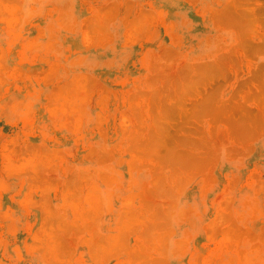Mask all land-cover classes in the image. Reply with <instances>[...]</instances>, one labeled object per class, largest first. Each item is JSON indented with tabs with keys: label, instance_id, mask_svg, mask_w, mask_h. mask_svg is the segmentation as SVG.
<instances>
[{
	"label": "rangeland",
	"instance_id": "1",
	"mask_svg": "<svg viewBox=\"0 0 264 264\" xmlns=\"http://www.w3.org/2000/svg\"><path fill=\"white\" fill-rule=\"evenodd\" d=\"M0 264H264V0H0Z\"/></svg>",
	"mask_w": 264,
	"mask_h": 264
},
{
	"label": "bare ground",
	"instance_id": "2",
	"mask_svg": "<svg viewBox=\"0 0 264 264\" xmlns=\"http://www.w3.org/2000/svg\"><path fill=\"white\" fill-rule=\"evenodd\" d=\"M48 221V220H47ZM48 241H50L49 239H48ZM52 241V240H51ZM53 242H54V238H53ZM57 243V242H56ZM48 244V243H47ZM60 244V243H59ZM46 245V244H45ZM48 246V245H47ZM53 247H55V245L53 246ZM58 247H61V246H58ZM48 248V247H47ZM46 248V249H47ZM62 249V248H61ZM50 252V251H49Z\"/></svg>",
	"mask_w": 264,
	"mask_h": 264
}]
</instances>
